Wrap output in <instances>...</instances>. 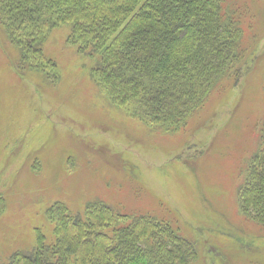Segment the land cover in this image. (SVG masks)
Listing matches in <instances>:
<instances>
[{"label":"rangeland","instance_id":"rangeland-1","mask_svg":"<svg viewBox=\"0 0 264 264\" xmlns=\"http://www.w3.org/2000/svg\"><path fill=\"white\" fill-rule=\"evenodd\" d=\"M227 1L242 15L247 62L176 134L110 104L95 57L66 43L69 25L44 43L54 61L44 72L20 61L0 27V264L39 234L54 241V202L83 215L98 200L168 220L198 245L194 264H264V229L237 204L264 124V0Z\"/></svg>","mask_w":264,"mask_h":264},{"label":"trees","instance_id":"trees-1","mask_svg":"<svg viewBox=\"0 0 264 264\" xmlns=\"http://www.w3.org/2000/svg\"><path fill=\"white\" fill-rule=\"evenodd\" d=\"M227 0H0V27L20 61L44 72L50 33L95 57L91 70L110 104L153 132L176 134L213 89L239 77L246 55L242 15ZM50 64V66H47ZM237 190L240 212L264 229V124ZM54 241L39 234L6 264H194L197 244L168 220L90 201L75 215L47 210Z\"/></svg>","mask_w":264,"mask_h":264}]
</instances>
